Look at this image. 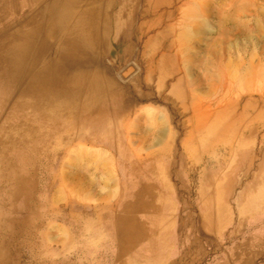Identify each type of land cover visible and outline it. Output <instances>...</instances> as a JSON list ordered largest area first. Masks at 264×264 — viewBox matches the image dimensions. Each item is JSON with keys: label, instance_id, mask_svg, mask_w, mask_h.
<instances>
[{"label": "rangeland", "instance_id": "rangeland-1", "mask_svg": "<svg viewBox=\"0 0 264 264\" xmlns=\"http://www.w3.org/2000/svg\"><path fill=\"white\" fill-rule=\"evenodd\" d=\"M194 1L171 0L159 8L147 19L158 24L154 31H125L128 51L116 74L126 100L139 98L120 124L92 131L76 120L57 159L36 145L35 134L8 136L5 128L24 118L13 103L6 105L0 118V264L131 260L134 253L117 250L111 215L128 212L134 199L138 209L150 205L180 221L190 242L176 264L229 263L223 249L231 247V235L239 249L256 251L239 253L237 264H264L260 227L251 224L264 209V78L239 85L230 75L232 67L264 74V0H203L201 17L187 23L184 10ZM186 23L189 34L180 38ZM154 51L166 58L147 82ZM79 145L106 150L113 175L90 162L69 170L65 161ZM148 183L163 188L143 205L134 195Z\"/></svg>", "mask_w": 264, "mask_h": 264}, {"label": "bare ground", "instance_id": "bare-ground-1", "mask_svg": "<svg viewBox=\"0 0 264 264\" xmlns=\"http://www.w3.org/2000/svg\"><path fill=\"white\" fill-rule=\"evenodd\" d=\"M17 1L0 0V21H3L0 118L6 105L13 103L24 119L5 128L8 136L13 134L14 139L35 134L36 145L43 146L45 153L51 149L52 157L57 159L71 141L76 120H82L85 129L92 131L107 128L112 121L120 124L134 98H139L136 95L126 100L125 87L116 74V65L126 60L128 51L123 35L125 31L133 35L138 28L154 31L158 24H147V19L172 3L171 0ZM202 6L203 0H195L185 8L184 21L201 17ZM187 23L180 38L189 34ZM165 58L166 55L157 57L155 51L148 55L147 82L162 68ZM230 75L239 85L255 76L264 78V74L257 75L250 67L244 70L232 67ZM144 113L148 119L152 118L151 108ZM65 132L69 133L67 137ZM68 157L65 163L69 170L90 162L113 175L112 158L101 146L79 145ZM160 188L163 187L144 184L134 196L145 205L150 202V194ZM133 202L127 204L128 208L138 206L135 199Z\"/></svg>", "mask_w": 264, "mask_h": 264}, {"label": "crops", "instance_id": "crops-1", "mask_svg": "<svg viewBox=\"0 0 264 264\" xmlns=\"http://www.w3.org/2000/svg\"><path fill=\"white\" fill-rule=\"evenodd\" d=\"M163 213L164 212H161L158 208L148 205L144 207V210L131 207L128 212L115 211V214L111 215L115 227V238L119 245L117 250L127 253L126 255L134 253V257L131 260H128V258H113L112 261H115L114 264H176L182 260L180 254L186 250L185 245L190 241L187 238L186 241H184V229H182L183 227L181 224L178 225L180 221H175L172 216ZM262 213L263 214L260 215V220L253 221L251 224L254 225L256 223V227H260L261 244L264 246V209H262ZM229 222L230 227H232L235 220L230 219ZM248 222L249 221H246V224H248ZM172 235L177 236V239L172 240ZM237 238V236L234 238V236L231 235V247L223 249L225 258H229L230 260L229 263L224 264H237L236 260L240 259L239 255L241 253L250 254L252 252L253 255L255 254L256 251L253 249H239L237 247ZM232 244L235 245V247H232ZM201 246L202 248L205 247V243H200L199 247ZM221 250L220 240L217 250L219 259H221L222 256ZM70 260H62L52 264H69L72 261ZM86 264H94L93 258L90 260V258L87 257Z\"/></svg>", "mask_w": 264, "mask_h": 264}]
</instances>
